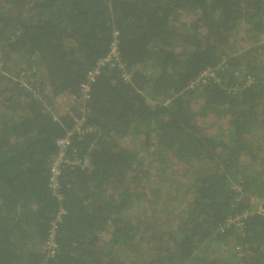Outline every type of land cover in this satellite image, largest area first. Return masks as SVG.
Here are the masks:
<instances>
[{"label": "trees", "instance_id": "trees-1", "mask_svg": "<svg viewBox=\"0 0 264 264\" xmlns=\"http://www.w3.org/2000/svg\"><path fill=\"white\" fill-rule=\"evenodd\" d=\"M114 30L68 150L89 164L61 168L59 201L54 141L80 112L55 98ZM259 204L264 0H0V264H264Z\"/></svg>", "mask_w": 264, "mask_h": 264}, {"label": "built area", "instance_id": "built-area-1", "mask_svg": "<svg viewBox=\"0 0 264 264\" xmlns=\"http://www.w3.org/2000/svg\"><path fill=\"white\" fill-rule=\"evenodd\" d=\"M117 34L118 32L114 30L113 31L114 38L112 39L108 53L103 58L99 59L92 68L87 70L84 76L85 80L82 81V83L79 85V92H80L79 95L72 93H64L56 97L57 100H59L60 98L62 100L65 99L63 107L61 108L58 114L68 112L69 114L72 115L71 107L73 108V106H76L77 111L80 112L79 116L73 117L74 123L71 129L68 130L65 135L55 138L54 141L56 150L52 155L49 163L48 178H49V186L52 188L54 195L57 197L59 201L61 200V196L56 191V189L59 187V175L61 168L63 166H75V165H80L81 167H84L89 164V160L87 156L76 155L74 152L72 154H69L68 150L71 147V139L73 133L82 134L85 131L90 130V127L88 125L86 126L84 125L86 120L85 107L89 99L90 85L95 80V76L98 74L99 68L104 64H108L109 66H114L120 60V54L117 46V42H118ZM132 72L133 69H129L128 71L124 70L122 74V79L124 81H128L129 79H131ZM205 74L206 72H203L200 75V78ZM197 81L198 80H194L187 83L185 88L186 89L193 88ZM200 81H204V80H200ZM54 118H56V116H54ZM256 209L257 212L264 214V208L262 207L261 204L257 205ZM62 213L63 211L61 207H59L56 216L51 221V228L49 229L50 232L45 242V247L48 250L49 254H53L56 247V243L54 240V234H55L54 231L57 228V222L60 221V216Z\"/></svg>", "mask_w": 264, "mask_h": 264}, {"label": "rangeland", "instance_id": "rangeland-1", "mask_svg": "<svg viewBox=\"0 0 264 264\" xmlns=\"http://www.w3.org/2000/svg\"><path fill=\"white\" fill-rule=\"evenodd\" d=\"M249 32H250L249 26H248L246 21L240 22L237 25L234 33L237 35L236 38L238 39L239 44L243 43L245 36L248 35ZM64 102H65V99L62 100L60 98L59 100H57V98H55V106L57 107V109H55V110H58L57 111L58 113L60 112L61 108L63 107ZM52 111H54V110H52ZM125 144H127V142ZM139 155H140V153H139Z\"/></svg>", "mask_w": 264, "mask_h": 264}]
</instances>
